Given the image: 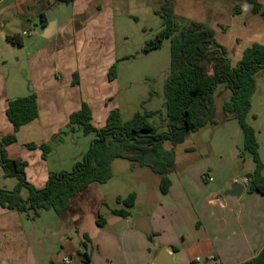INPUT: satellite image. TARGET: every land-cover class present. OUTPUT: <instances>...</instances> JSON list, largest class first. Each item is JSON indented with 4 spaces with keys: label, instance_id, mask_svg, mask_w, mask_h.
Wrapping results in <instances>:
<instances>
[{
    "label": "crops",
    "instance_id": "1",
    "mask_svg": "<svg viewBox=\"0 0 264 264\" xmlns=\"http://www.w3.org/2000/svg\"><path fill=\"white\" fill-rule=\"evenodd\" d=\"M260 1L264 4V0ZM114 2L74 0L71 19L62 26L56 24L55 34L48 39L51 41L48 49L46 46L36 48V45L27 54L26 69L22 72L28 80L27 91L35 90L38 95L40 115L20 130L18 142L10 148L9 156L28 162L27 177L38 188L45 186L52 171L48 159L42 158V152L31 151L26 145L47 143L59 128L68 125L70 115L82 105L80 95L77 100L73 99L77 87L60 73L58 48L65 41L72 42V37H105L108 31L111 34L114 28L112 15L116 10ZM55 4V0H0V43L4 41V30L13 33L17 28L21 29L15 34L22 40L27 29L31 32L28 35L33 36L32 26L38 18H43L46 31L49 27L46 11ZM174 4L179 15L210 25L233 60H239L254 43L264 44V19L261 15L251 14V6L247 3H242L243 11L239 15L234 14L237 4L234 0H174ZM157 6L158 3L154 10ZM67 35L72 36L71 39L68 40ZM7 37L6 41L10 43ZM42 37L45 38L44 34ZM77 47L79 51V43ZM8 80V76L0 72V141L12 132L6 116L8 102L13 100L7 93ZM217 94L223 96V103L231 96L224 86L218 88ZM64 96L67 98L63 99ZM104 116L108 118V114ZM219 119L218 125L232 121L224 120L223 116ZM228 129L204 127L193 133L192 140ZM232 129L237 136L240 134L236 128ZM217 139L220 155L216 161L209 159L208 162L207 156L200 160L191 156L180 160L177 153L176 169L170 175L168 207L160 206L158 212L150 200L153 198L161 203L156 194L160 192V176L139 164L134 166L127 159L115 160L110 181L92 184L71 200L69 219L63 221L64 227L60 229V233H71L62 240L61 251L49 250L46 263L32 250L24 214L0 206V264H66L65 257L71 259L69 264H83L78 252L85 251L81 245L84 235L91 239L88 249L91 264H243L255 258L264 248V195L251 192L249 185H245L240 197L226 194L233 183L244 184L247 174L252 173L255 166L246 168L245 156L241 157V152L238 154L228 147L229 136H218ZM194 172L196 177L191 176ZM205 172L209 173L204 181ZM3 179L7 178L0 173V181ZM131 193L136 194L132 211L140 209L134 217L132 211L128 218L115 215L103 205L114 206L118 197L126 198ZM22 195L27 197L28 194L22 192ZM48 215L52 224L60 218L51 213ZM99 215L106 220L103 228L97 225ZM142 216H150L151 238L136 229V219ZM38 243L43 245L41 240Z\"/></svg>",
    "mask_w": 264,
    "mask_h": 264
},
{
    "label": "trees",
    "instance_id": "2",
    "mask_svg": "<svg viewBox=\"0 0 264 264\" xmlns=\"http://www.w3.org/2000/svg\"><path fill=\"white\" fill-rule=\"evenodd\" d=\"M55 1L70 5L74 0ZM163 1L154 10L163 20V28L146 43L144 51L160 50L165 40H171L170 73L164 84L167 128L161 131L150 122L158 114L156 111L138 112L124 122L118 109L111 112L105 127L97 128L92 122V109L82 102L81 108L70 115L69 123L83 126L85 134L96 133L97 137L71 172H51L45 186L38 188L27 177L28 162L9 156L10 148L18 142L20 130L40 115L38 95L33 93L9 100L6 116L12 132L0 141V173L5 178H16L18 182L13 190L0 188L1 207L32 218L43 211L53 210L62 221H67L71 200L92 184L110 181L112 163L117 159H127L134 166L139 164L158 174L160 191L168 194L172 185L170 175L176 169L178 146L191 134L220 123L216 106L220 86L231 92L230 99L223 103V119L238 121L244 135L241 157L248 153L255 162L254 171L247 174L250 191L264 195V163L260 158L256 131L247 121L258 87L256 74L264 70V44L254 43L239 60H233L210 25L179 15L174 0ZM234 1L237 3L235 15L241 14L242 3H247L251 6V14L261 15L264 19V4L260 0ZM7 40L14 45H23L19 35L8 36ZM123 60L126 59L118 60V63ZM108 75L111 81L116 80L117 63L110 68ZM26 147L31 151L40 150L44 160L52 152L48 143H29ZM24 190L28 191L27 197L22 195ZM135 203L136 194L131 193L126 198L118 197L114 206L103 205L111 213L128 218ZM105 224L104 216L99 215L98 227L103 228ZM90 242L91 239L84 235L81 245L85 251L78 252L83 264L92 262L88 252ZM243 264H264V248Z\"/></svg>",
    "mask_w": 264,
    "mask_h": 264
},
{
    "label": "rangeland",
    "instance_id": "3",
    "mask_svg": "<svg viewBox=\"0 0 264 264\" xmlns=\"http://www.w3.org/2000/svg\"><path fill=\"white\" fill-rule=\"evenodd\" d=\"M114 1L116 10L113 11L112 15L114 28L111 34L108 31V35L105 37L95 38H73L67 35L68 40L71 37L73 40L72 42L65 41L58 48L60 73L64 79L71 80L72 85L77 87L78 91H73V99L77 100L80 95L82 102L90 106L92 122L97 128L106 126L107 118L104 115L108 114L109 117L114 109H118L124 122L131 120L138 112L156 111L158 114L150 119V122L163 131L167 128L164 84L170 73L171 40H165L162 48L157 51L146 53L144 48L146 43L154 39L163 28V20L155 14L154 7L156 3H158L157 7H160L164 1ZM73 12L72 4L57 3L48 7L46 11L49 20L48 25L58 23L62 26L71 19ZM34 23L35 25L32 26L34 35L29 36L28 33L31 32L27 29L26 36L23 37L24 45L21 46L6 41L8 35L17 36L15 33L20 32L21 29L17 28L16 32L13 33L10 30L2 31L4 41L0 43V49H2L0 50V72L8 76L7 93L11 99L26 97L35 93L32 87L31 92L27 91L28 80L23 73L26 69L25 59L36 45V48L46 46L48 49L51 42L42 37L45 32L43 18H38ZM123 58L126 60L118 63V60ZM115 63H117V78L115 81H111L108 73ZM256 79L258 82L257 93L252 99L253 107L247 121L256 131L259 154L264 163V70L256 74ZM222 97L218 94L216 96L219 118L224 114ZM66 98L67 96L63 97V99ZM254 115H256L255 118H253ZM205 128L229 129L193 140V134H191L185 143L178 146L177 153L180 160L188 156L200 160L203 156H207L208 162L209 159L216 161L220 155L217 144L218 136L219 138H228L229 136L231 139L229 141L226 139L228 147L238 154L243 152L244 135L238 121L232 120L224 125H208ZM232 128H236L241 135L237 136ZM207 130L215 131L213 129ZM96 137V133L85 134L83 126L78 124L71 125L68 123V125L59 128L58 132L46 141L52 146V152L48 157L49 169L52 172H71L75 165L83 160ZM191 146L196 147L195 150L190 149ZM245 158L247 159L246 168L250 165L255 166L251 155L246 153ZM205 173L202 176L204 181L209 172ZM196 175V172L191 174L192 177H196ZM17 182L16 178L3 179L0 181V187L13 190ZM126 191L128 190H123V192ZM23 193L24 195L28 194V191L24 190ZM156 194L161 203L152 198L150 204L158 212L160 206L168 207V194L164 195L161 191ZM132 212V217H134L140 212V209H135ZM50 213L59 218L55 211L51 210ZM50 213L43 211L34 218L24 214V224L29 243L35 255L43 263L44 261L46 263L50 249L53 248L55 252L62 250L60 247L62 240L65 239L66 234L71 233V231L60 233V229L64 227L63 221L59 218L55 224H52L53 221L48 215ZM38 240L43 242L42 246H39ZM150 244L152 245V242Z\"/></svg>",
    "mask_w": 264,
    "mask_h": 264
},
{
    "label": "water",
    "instance_id": "4",
    "mask_svg": "<svg viewBox=\"0 0 264 264\" xmlns=\"http://www.w3.org/2000/svg\"><path fill=\"white\" fill-rule=\"evenodd\" d=\"M56 32V23L50 24L44 33V37L49 39ZM245 190V184L236 182L233 183L230 189L226 192L227 195L233 197H240ZM136 229L144 233L148 238L153 236V230L150 224V216H142L136 219Z\"/></svg>",
    "mask_w": 264,
    "mask_h": 264
},
{
    "label": "built area",
    "instance_id": "5",
    "mask_svg": "<svg viewBox=\"0 0 264 264\" xmlns=\"http://www.w3.org/2000/svg\"><path fill=\"white\" fill-rule=\"evenodd\" d=\"M244 184H245V185H249V180L246 179V180L244 181ZM63 261H64V263L69 264L70 261H71V259H70L69 257H65V258L63 259ZM197 261H200V259H197Z\"/></svg>",
    "mask_w": 264,
    "mask_h": 264
}]
</instances>
